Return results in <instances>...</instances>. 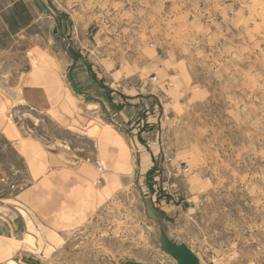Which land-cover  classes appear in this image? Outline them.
<instances>
[{"label": "rangeland", "instance_id": "obj_1", "mask_svg": "<svg viewBox=\"0 0 264 264\" xmlns=\"http://www.w3.org/2000/svg\"><path fill=\"white\" fill-rule=\"evenodd\" d=\"M29 3L32 29L17 38L15 55H0V96L10 98L0 100V264H176L160 247L157 221L202 264H264V0ZM73 60L84 67L77 86L85 94L75 95L79 107L70 99L69 115L24 98L32 69H67ZM101 61L148 67L142 81L129 79V93L142 87L145 100L136 115L127 103V121L90 102L99 91L88 68ZM113 87L121 100L120 84ZM145 119L150 132L128 133L140 146L128 144L132 164L118 190L56 241L20 203L40 180L15 144L33 139L69 162L93 160L85 130L93 122L116 120L129 132ZM97 156L101 179L107 166Z\"/></svg>", "mask_w": 264, "mask_h": 264}, {"label": "crops", "instance_id": "obj_2", "mask_svg": "<svg viewBox=\"0 0 264 264\" xmlns=\"http://www.w3.org/2000/svg\"><path fill=\"white\" fill-rule=\"evenodd\" d=\"M29 2L31 0H0V55L4 57L10 56V54L15 55L17 38L26 36V31L32 29L34 18ZM8 60L11 61L10 58ZM57 65L59 68L58 66L57 68L39 66L32 69L27 74L29 76L25 82L24 98L42 107L50 106L52 103L59 107L56 110L57 116L64 117L69 114L63 109L71 111L70 99L74 101V105L79 107V104L75 102L77 101L75 95L84 96L85 94V91H80L77 86L79 71L84 70V67L77 60L71 61L69 66L73 65L74 67L70 66L67 69H63L60 62H57ZM159 65L160 63L156 62L154 66L161 69ZM146 68L148 67H145L144 64L115 61H101L96 66H89V74L92 77L89 80L94 82L91 84V91H99V96H94L90 102L103 103L105 111L108 107L111 110L115 109L116 114L114 115L121 116L123 122L127 121L128 113H125L127 103L130 101L136 103L133 106V114L136 115L137 111L142 108L138 105L145 100L142 96L145 95L142 87H137L140 89L139 94L129 93V79L136 78L142 81L143 71ZM74 71H77V77L73 76V79L69 80L70 73ZM138 80L136 81L138 82ZM115 84H120L122 89L119 91L121 100L118 101L113 96L115 94L113 85ZM102 95L106 96L104 100ZM0 100L10 101V98L3 95L0 96ZM44 102L49 103L45 105ZM61 105H66L68 108L61 109ZM0 117H2L1 114ZM72 117L75 118V115L72 114ZM149 121L148 119L141 120L136 124L137 128L129 130V132L125 131L116 120L102 125L93 122L85 129L89 138L94 141L96 156L93 160L69 162L65 157L49 154L40 143L33 139L26 140L21 145L16 143L18 151L32 166V173L37 174L40 180L38 188L34 184L30 190L21 194L23 201L20 203L23 204V208L27 212L36 213L43 229L55 234L56 241L61 240L63 243V235L78 230L94 215L98 205L106 201L105 197L113 196L114 192L118 190L120 186L116 182L126 175L128 166L132 164V159L129 158L128 144L133 145L134 142L135 146H140L136 135H133V139H131L128 133H136L139 126L143 128L139 135L145 130L150 132L152 124ZM144 123L146 125H143ZM2 130L9 141H16V132L13 129L8 127V129ZM23 145L26 148L25 153L21 149ZM97 152L101 156L103 164L107 166V171L102 174L101 179L98 178L94 162L98 157ZM151 156L149 157L150 161L152 160ZM141 160L142 158L139 161ZM25 227H27V223ZM26 231L25 228L24 234ZM47 238H49L48 233ZM52 243L53 241L50 240L44 242L48 246Z\"/></svg>", "mask_w": 264, "mask_h": 264}, {"label": "water", "instance_id": "obj_3", "mask_svg": "<svg viewBox=\"0 0 264 264\" xmlns=\"http://www.w3.org/2000/svg\"><path fill=\"white\" fill-rule=\"evenodd\" d=\"M158 241L162 251L170 256L176 264H202L194 252L184 243L171 239L159 221ZM123 264H148L140 261H125Z\"/></svg>", "mask_w": 264, "mask_h": 264}, {"label": "built area", "instance_id": "obj_4", "mask_svg": "<svg viewBox=\"0 0 264 264\" xmlns=\"http://www.w3.org/2000/svg\"><path fill=\"white\" fill-rule=\"evenodd\" d=\"M99 168H100V167H99ZM101 168H102V167H101ZM101 168H100V169H101Z\"/></svg>", "mask_w": 264, "mask_h": 264}]
</instances>
